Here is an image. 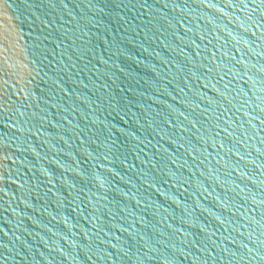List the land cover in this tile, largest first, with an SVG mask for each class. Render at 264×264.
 Masks as SVG:
<instances>
[{"label": "water", "instance_id": "water-1", "mask_svg": "<svg viewBox=\"0 0 264 264\" xmlns=\"http://www.w3.org/2000/svg\"><path fill=\"white\" fill-rule=\"evenodd\" d=\"M0 264H264V0H0Z\"/></svg>", "mask_w": 264, "mask_h": 264}]
</instances>
